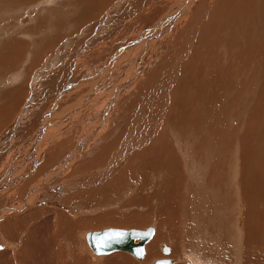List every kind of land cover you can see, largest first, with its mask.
<instances>
[{
  "label": "rangeland",
  "instance_id": "1",
  "mask_svg": "<svg viewBox=\"0 0 264 264\" xmlns=\"http://www.w3.org/2000/svg\"><path fill=\"white\" fill-rule=\"evenodd\" d=\"M177 2L0 0V179L9 171L10 163L16 168L30 161L32 157L27 159V152L35 145L36 159L43 156L38 171L45 162L57 168L59 161L68 160L80 144V157L72 159L70 169L63 174L58 170L43 189L57 186V205L77 203V213L82 211L79 216L76 213L77 221L83 216L86 220H107L98 219L88 228L83 222V228L68 230L69 224H61L59 215L51 219L47 216L48 208H61L49 206L41 198L11 213L5 211L0 214V257L4 256L0 264H22L24 259V264H60V259L64 264H95L87 232L110 226L144 229L151 224L156 230L148 246L156 238L162 220L172 222L175 234L184 227L192 228V238L185 234L191 256L183 258V252L178 254L183 250L174 251V240L167 239L161 244L170 249L169 253L159 245V254L146 264L164 257H171L173 264L208 259L220 246L214 243V250L212 243H205L204 236L213 240L205 224L213 221L217 213L211 212L210 218L209 212L207 217L198 216L199 222L194 219L202 215V210L195 213L190 202L195 194L209 196L215 208L233 205L232 216H228L238 235V251L251 258L250 264H255V255L264 257V0H195L194 6H184L179 15L169 11ZM155 25L159 32L153 33L152 40L150 34L143 36ZM140 37L141 43L144 40L140 45L142 55H151L143 57L142 69L147 71L138 76L137 89L128 92L131 75L126 76L120 63ZM148 62L151 66L146 68L144 64ZM92 73L107 81L87 87L84 93L89 95L85 97L80 83L91 78ZM75 104L79 110L73 108ZM62 105L66 110L59 111ZM42 124L64 129L55 127V137L49 139L51 144L43 149L44 153L37 143L44 141L45 136L37 139L42 134ZM172 128L180 129V138L185 140L182 145ZM193 163L199 167H193ZM35 175L23 180L26 187L37 183ZM60 183L64 184L58 189ZM166 189L175 191L176 211L167 201L169 195L163 194ZM25 193L17 199L25 200L30 192ZM184 212H188L187 216ZM111 217L123 219L109 222ZM213 222L209 225L213 226ZM219 228L214 229H219L221 240L226 239L223 227ZM79 233L83 235L76 237ZM252 233L257 237L253 238ZM55 234L58 237H53ZM248 246L251 248L247 251ZM47 247L52 248L49 251ZM116 252L127 253L129 264L146 255L145 252L143 258H137L119 250L96 258L107 259ZM217 255L212 262L231 264L232 256L223 259ZM243 257L242 264L247 260ZM232 260H238V256ZM119 261L113 263L121 264L123 260Z\"/></svg>",
  "mask_w": 264,
  "mask_h": 264
},
{
  "label": "bare ground",
  "instance_id": "2",
  "mask_svg": "<svg viewBox=\"0 0 264 264\" xmlns=\"http://www.w3.org/2000/svg\"><path fill=\"white\" fill-rule=\"evenodd\" d=\"M195 0H179V2H177V6H175V7H173V8H171V9H169V11L170 10H173L174 11V13H176L177 15H179V14H182L183 12H182V9H183V7L184 6H194V4H195V2H194ZM179 3L180 4H184L182 7H180L181 5H179ZM174 5V4H173ZM179 10V11H178ZM170 13V12H169ZM175 15V14H174ZM162 18V17H161ZM166 18V17H165ZM166 20H168V18L167 19H165V21ZM162 21H164V19H162ZM159 24H161V23H159ZM166 24V23H165ZM164 25V24H163ZM156 26V25H155ZM165 26V25H164ZM159 28V27H158ZM160 30V29H159ZM165 31V30H164ZM163 31V32H164ZM156 33V35L158 34V29H157V26L155 27V29H151L150 31H148V32H146L145 34H143V36H148L149 34V36L150 37H152L151 38V40L153 39V33ZM162 32V33H163ZM161 33V32H160ZM166 34H168L167 32H166ZM153 35V36H152ZM162 36V35H161ZM156 37H159V36H156ZM166 37V36H165ZM165 37H163V38H165ZM154 40H156V39H154ZM166 40V39H165ZM144 41V40H143ZM143 41H142V43H143ZM152 42V41H151ZM157 42V41H156ZM138 44L136 45V47L134 48V49H132L131 51H129V52H125L126 53V57H125V54L123 55V58H122V60H121V63L120 64H122L123 66L122 67H124V72H125V74H126V76H129V75H131L130 76V80H129V83H128V85L127 86H129L130 88H126V90L128 91V92H130V91H134L135 89H137V86H138V76H143V75H145V72L147 71V70H145L144 69V71H143V69H142V67H143V63H144V61H145V59L143 58V57H145V56H149V55H151V54H145V55H142V51H141V37L138 39V42H137ZM160 43V42H159ZM158 44V43H157ZM164 44V43H163ZM150 45V44H149ZM162 45V44H161ZM160 45V46H161ZM146 47V46H145ZM164 47V46H163ZM133 48V47H132ZM146 49V48H145ZM163 50V49H162ZM149 52V51H148ZM117 59H114V60H111L113 63L116 61ZM149 61V60H148ZM119 62V61H118ZM108 66H109V64H108ZM144 66H146V68H147V66H151V63H146V64H144ZM121 67V68H122ZM149 68V67H148ZM149 72V71H148ZM93 74V76L91 77V78H88V79H86L85 81H83L82 83H80L81 85H82V87H83V90H82V94L84 93V92H86L87 91V87H90V88H92V87H95V85L96 84H98V83H101V84H105L106 83V79L102 76V78H100V77H98V76H96L95 75V73H92ZM134 76L136 77V78H134ZM132 77V78H131ZM121 80H122V78H121ZM119 93V92H118ZM117 93V94H118ZM89 95V93L88 94H83V96H85V97H87ZM82 97V96H81ZM61 99V98H60ZM67 100V99H66ZM68 102V101H67ZM61 103L59 102L57 105H60ZM64 105V104H63ZM61 106L60 107V110H59V108H57V111L59 110V111H63L62 109L64 108L65 110H66V105L65 106ZM72 105H70V107H71ZM58 107V106H57ZM73 108H75L76 110H79L78 109V107L76 106V104L73 106ZM53 109V108H52ZM70 110V109H69ZM55 111H56V108H55ZM58 115V114H57ZM68 115V114H67ZM205 115V114H204ZM210 115V114H209ZM54 116H55V114H54ZM58 116H60V114L58 115ZM71 116H73L74 117V119H76L77 118V115H75L74 114V111H72L71 110ZM49 117V116H48ZM52 117V116H51ZM57 117V116H56ZM64 117V116H63ZM66 117V116H65ZM58 118H60V117H58ZM70 119H72V118H70ZM201 119V118H200ZM45 121H46V119H44ZM196 120V119H195ZM44 121V122H45ZM201 121V120H200ZM43 123V122H42ZM197 124V123H196ZM199 124V123H198ZM193 125H195V124H193ZM56 127V126H55ZM55 127H53V126H50L49 124H42V129H41V132H42V134L39 136V134H38V138L37 139H40V137L41 136H45L44 137V141L43 142H37L38 143V149L41 147V145H42V150L44 149V148H46V147H48V145H50L51 144V142H50V138H53V137H55V133H56V130H55ZM198 127V126H197ZM57 129H61V130H64L63 128H61V127H56ZM174 131L173 132H175V137L177 138V142L178 143H182L183 141H185V140H183V139H181L180 138V136H181V131H180V129H176V128H172ZM46 130V131H45ZM136 131V130H135ZM134 131V132H135ZM61 132V131H60ZM62 135V134H61ZM60 135V136H61ZM63 136V135H62ZM98 136V135H97ZM58 137V136H57ZM34 138V137H33ZM95 138H96V136H95ZM94 138V139H95ZM56 140V139H55ZM95 140H97V139H95ZM94 140V141H95ZM100 140V139H99ZM183 140V141H182ZM39 141V140H38ZM54 141V140H53ZM52 141V142H53ZM92 141V140H91ZM94 141H92V143L94 142ZM182 141V142H181ZM32 142H34V141H32ZM36 142V141H35ZM81 143H85V142H81ZM96 143V142H95ZM97 143H99L98 141H97ZM187 143V142H186ZM73 144V143H72ZM90 144V143H89ZM188 144V143H187ZM34 145H35V143H34ZM182 145V144H181ZM188 145H190V143L188 144ZM82 145H77L76 147H75V150L76 151H74V152H72V154L70 155V157L68 158V160L66 159V160H64L63 159V161L61 160V161H59V163L57 164L58 166H57V168L55 167V166H47V164L48 163H50V162H45L44 164H40V165H43L42 167H41V169L40 170H36L37 169V167L39 166V163H41L42 162V158H43V156L41 157V158H39L38 160L36 159V158H38V156H36V153H37V146L35 145V146H33L32 148H31V150L29 151V152H27V153H29L28 155H27V159L28 158H30V156L32 157L31 159H30V161H25L26 163H24L23 164V166H21V167H13V165H12V163H10L7 167V169L9 170V171H7V173L6 174H4V176L0 179V214L1 213H3V212H5V211H7L8 213H11V211H12V209H17V207L19 208V207H21V206H24V205H27V204H32V203H37V201H39V199L41 198V200H43V202L45 201L46 203H47V205H49V206H56L57 204H55V202L56 201H60V199L58 198V196H56V193L57 192H55V190H56V185L55 186H53V187H51L50 188V190L49 189H46L47 191H45L43 188H44V184H45V182L47 183L49 180H52V179H54L55 177H56V175H57V173H58V170H59V172H60V174L62 173L63 174V172H65V171H67V170H69L70 169V167H71V165H70V163L69 162H71V160L72 159H78L79 157H80V155L81 154H79V152L80 151H83L82 149V147H81ZM86 147H89L88 145H86ZM181 148V147H180ZM24 149V148H23ZM22 149V150H23ZM21 150V149H20ZM26 150V149H25ZM18 151V150H17ZM89 152H90V150H88ZM87 151V152H88ZM26 152V151H25ZM43 153H44V150L42 151ZM86 152V153H87ZM92 152V151H91ZM17 153V152H16ZM20 154V153H19ZM91 154V153H90ZM21 155V154H20ZM73 155V156H72ZM22 156V155H21ZM11 158V157H10ZM13 158V157H12ZM11 158V159H12ZM63 158V157H62ZM67 158V157H66ZM10 160V159H9ZM16 160H18V159H16ZM22 161V160H21ZM5 162V161H4ZM11 162V161H10ZM19 162H20V160H19ZM15 163V162H14ZM72 164V163H71ZM4 165V164H3ZM15 165V164H14ZM22 165V164H21ZM75 165V164H74ZM196 165V163H193V167ZM197 166V165H196ZM40 167V166H39ZM49 167V168H48ZM190 167V166H189ZM193 167H192V170H194L193 169ZM197 167H199V166H197ZM201 168V167H200ZM196 169H198V168H195V171H196ZM45 170H47V173L46 172H43V171H45ZM62 170H64V171H62ZM73 170V169H72ZM75 170V169H74ZM203 170V169H202ZM36 171H37V173H36ZM62 171V172H61ZM34 172L36 173V175L34 174ZM71 172V171H70ZM80 172V171H79ZM190 172H192V171H190ZM30 174H32V175H35V177L34 178H37L38 179V181H37V183L36 182H34L33 184L34 185H31L30 184V186H28V187H26L25 185H26V183L27 182H23V180L24 179H26V178H28V176L30 175ZM78 174V173H77ZM192 174V173H191ZM199 174V173H198ZM204 175V174H203ZM199 176H200V174H199ZM76 177V176H75ZM85 177V176H84ZM193 178V177H192ZM191 178V179H192ZM195 178V177H194ZM199 178V177H198ZM78 179V178H77ZM196 179H197V177H196ZM228 179H229V177H228ZM34 180V179H33ZM194 180V179H193ZM204 180V179H203ZM71 181V180H70ZM196 181V180H195ZM198 181V180H197ZM71 182H73V181H71ZM70 182V183H71ZM75 182V181H74ZM225 182V181H224ZM68 183V182H67ZM192 183V182H191ZM222 183V182H221ZM63 184L64 183H60V185L58 184V189H59V186L60 187H62L63 186ZM96 185V184H95ZM192 185H193V183H192ZM202 185H203V183H202ZM50 186V185H49ZM194 186H196V185H194ZM205 186V185H204ZM224 186H226V185H224ZM79 187V186H78ZM172 187V186H171ZM174 187V186H173ZM206 187V186H205ZM204 187V188H205ZM69 188V187H68ZM175 188V187H174ZM207 188V187H206ZM213 188H214V186H213ZM216 188V187H215ZM220 188V187H219ZM72 189H74V188H72ZM177 189V188H176ZM218 189V188H217ZM26 190L27 191H29L30 193L29 194H27V198L25 199V200H22V201H19L18 199H17V197L18 196H20V195H25L26 193ZM67 190V189H66ZM204 190H206V189H204ZM222 190V189H221ZM221 190H218V191H221ZM71 191V190H70ZM70 191H68V192H70ZM166 191L167 192H164L163 194H164V196L165 195H169L168 197V199H167V201L169 202V205L170 206H172L171 208H173L174 210H175V205H176V203H177V200H175V198H176V195H175V191L174 190H167L166 189ZM196 191H197V188H196ZM210 191V190H209ZM67 192V191H66ZM65 192V193H66ZM154 192V191H153ZM198 192V191H197ZM196 192V193H197ZM71 193V192H70ZM158 193V192H157ZM208 193V192H207ZM210 193V192H209ZM156 194V193H155ZM176 194H178V193H176ZM180 194V193H179ZM157 195V194H156ZM212 195V194H211ZM167 196H165V197H167ZM220 196H222V194L220 195ZM231 196V195H230ZM44 197V198H43ZM77 197H79V196H77ZM82 197V196H81ZM89 197V196H88ZM154 198V197H153ZM210 198H211V196H210ZM76 199V198H75ZM189 199L190 198H187L186 200H188L189 201ZM79 200H80V198H79ZM85 200V199H84ZM216 200V199H215ZM73 201V200H72ZM81 201H82V199H81ZM218 201V200H217ZM221 201V200H220ZM219 201V202H220ZM85 202H86V200H85ZM88 202V201H87ZM190 202H192L193 203V205L195 206V213L198 211L199 213L201 212V210H202V215H196V216H194V219L196 218V220L199 222V221H201L200 219L198 220L197 218H198V216H199V218H202V216H205V217H207L205 214L207 213V215H208V212H209V215H208V217L210 218V216H211V212H216L217 214H214L213 215V218H215V219H213V221L216 223H214L213 221H211L210 222V220H209V224H212V222L214 223V225L212 226V225H209V224H205V227L207 228V230H209V231H211L212 233H213V237H212V239L213 240H208L207 239V237L206 236H204V239H205V243L207 244L208 242H210V243H212V248L214 249V250H216L215 248H214V246H213V244L214 243H217V245H219L221 248H226V250H223L222 251V249H220V247L217 249V251L218 252H214V253H216V254H218L217 255V257L218 256H220V258L221 257H223V259L224 258H231V256L233 257V258H231V264H242V261H243V259L241 260L240 258H242L243 256H242V253L240 252V250L238 251V248H239V245H238V240L236 239L237 237L236 236H238L237 235V232H236V229L234 230V228H233V224L232 223H230L231 222V220L232 219H230V217L228 216V215H231V207L233 206H231V205H224V204H221V205H219V203H217V205H219V206H217L216 205V203H215V205L217 206V208H215V206H214V204L213 203H211V201H210V199H209V196L208 197H205L204 196V194H201L200 196H198L197 194H195V195H193L192 197H191V201ZM233 202V201H232ZM91 203V202H90ZM224 203V202H223ZM227 203V202H226ZM225 203V204H226ZM41 204V203H40ZM64 204H67V203H63V205L62 204H60V202H59V204L57 205L58 207H60L61 209L60 210H56V209H53V208H48L47 209V211H48V214L49 215H47L48 216V218H53L54 217V215H59L60 216V218H62L63 219V221H62V223L61 224H65V225H67L68 226V224H69V226L66 228V229H68V230H70V229H72V228H74V229H78L79 227H81L80 226V224L81 223H85L86 225H87V228H88V224L89 223H91V222H93V225H96V223H97V220L98 219H100V218H98V219H85V218H83L84 216H83V214H82V218L81 219H79V221H77L76 219H77V216H76V213H77V208H78V206H77V203H69V204H67V205H64ZM191 204V203H190ZM224 205V206H223ZM99 206V205H98ZM226 206V207H225ZM230 208H229V207ZM29 207H31V206H29ZM32 207H34V206H32ZM36 207V206H35ZM34 207V208H35ZM83 207V206H82ZM86 207H88V206H86ZM209 207V208H208ZM26 208V207H25ZM208 208V209H207ZM214 210H213V209ZM23 209V208H22ZM82 209H84V208H82ZM207 209V210H206ZM229 209H230V213H229ZM88 210H90V209H88ZM212 210V211H211ZM86 211V210H85ZM176 211V210H175ZM23 212V211H22ZM82 212V211H81ZM81 212H78L77 214H78V216L80 215V213ZM84 212V211H83ZM87 212V211H86ZM89 212H91V211H89ZM19 213V212H18ZM21 213V212H20ZM24 213V212H23ZM85 213V212H84ZM185 213V216H187V214H188V212H184ZM17 214V213H16ZM223 214V215H222ZM9 215H11V214H9ZM226 216V218L227 219H225V216ZM8 216V215H7ZM127 216V215H126ZM184 216V215H183ZM224 218H223V217ZM232 216V215H231ZM1 217V216H0ZM74 217H76V219H74ZM89 217H91V216H89ZM204 217V218H205ZM221 217L223 218V220L221 219ZM31 218V217H30ZM30 218H29V221H31L30 220ZM54 218H57L56 216L54 217ZM139 218V217H138ZM203 218V219H204ZM234 218V217H233ZM123 218H120V219H116V218H114V217H111V218H109L108 219V221L109 222H113V221H115V220H122ZM159 219H161V218H159ZM194 219L192 220V221H194ZM47 220H49V219H47ZM55 221V223H57V219H54ZM101 221H107V220H102V219H100ZM128 220V219H127ZM130 220H133V219H130ZM157 220V219H156ZM99 221V220H98ZM158 221V220H157ZM160 221V220H159ZM203 221V220H202ZM207 221H208V218H207ZM35 222V221H34ZM43 222V221H42ZM108 222V223H109ZM144 221H142L141 223H143ZM188 222H190V221H188ZM222 222H225V223H223L222 224ZM1 223V222H0ZM3 223V222H2ZM16 223V222H15ZM48 222L46 221V224H47ZM100 223V222H99ZM171 223L172 222H166V221H164V220H162V222L160 221V223H159V225H158V227H159V231L157 232V235H155L156 236V238H154L153 240H152V242H150L149 244H148V246H146V244L152 239V237H153V235L155 234V230H156V228L154 227V232H153V235L147 240V241H145V251H144V254H145V252H146V255H145V257H144V254L142 255V256H137V255H135V254H133L130 250H128V249H123V248H121V249H119V250H124V251H128V252H130V253H132L134 256H136L137 258H143L144 257V259L143 260H133V261H131V264H146L145 263V261H148V260H151V259H153L155 256H157L158 254H159V245H161L162 247L164 246V245H162L161 243H162V240H170V239H173L172 241H173V244H174V251L176 250V249H178V248H180L181 250H183V251H181V252H178V254L179 253H182L183 254V258H187V255H189V257L191 256L189 253H188V251H189V249H186L187 248V244H186V237H185V234L186 235H188V236H190L191 238H192V236H193V230H192V228H189V226L188 227H184L183 228V231L180 233V230H182V229H180V230H178L177 231V233L175 234L174 232H173V230H174V228H173V230L171 229V227L173 226V224L171 225ZM190 223H192V222H190ZM222 225H221V224ZM185 224V223H184ZM10 225H12V224H10ZM13 225H15V224H13ZM33 225V224H32ZM38 225V224H37ZM41 225H43V224H41ZM190 225V224H189ZM4 226H6V225H4ZM16 226V225H15ZM50 226V228H51V225H49ZM191 226V225H190ZM219 226H222L223 228L222 229H224V231H225V233L224 234H226L225 236H226V239H223V240H221V235L219 236V234H220V231H221V227L219 228ZM8 227V226H7ZM64 227V226H63ZM95 227V226H94ZM4 228V227H3ZM2 228V229H3ZM14 228V227H13ZM81 228H83V227H81ZM118 228H120V227H118ZM217 229V228H219L220 229V231H218V230H215V229ZM14 229H16V228H14ZM64 229V228H63ZM86 229V228H85ZM251 229L253 230V228L251 227ZM1 230V229H0ZM6 230V229H5ZM45 230V229H44ZM51 230V229H50ZM82 230V229H81ZM238 230V229H237ZM46 231H48L47 229H46ZM52 231V230H51ZM223 231V230H222ZM223 231V232H224ZM257 231V234L258 235H260V232H259V230H256ZM69 232V231H68ZM74 232V231H73ZM85 232V231H84ZM222 232V233H223ZM253 232V231H252ZM8 233V232H7ZM11 233H12V231H11ZM32 233H33V231H32ZM38 233V232H37ZM46 233H49V232H46ZM218 233V235H216ZM221 233V234H222ZM238 233H239V231H238ZM2 234H3V232H2ZM50 234V233H49ZM82 235H83V233H81ZM80 233L76 236V237H80V235H81ZM87 234H88V232H87ZM87 234H86V237H87ZM241 234V232L239 233V235ZM254 234H255V232H254ZM264 234V233H263ZM11 235V234H10ZM9 235V237H12V236H10ZM24 235V234H23ZM30 235H31V232H30ZM42 235V237H43V234H41ZM71 235H72V233H71ZM76 235V234H75ZM74 235V236H75ZM252 235H253V233H252ZM22 236V235H21ZM27 236V235H26ZM45 236H48V235H45ZM50 236V235H49ZM73 236V237H74ZM85 236V235H84ZM224 236V235H223ZM222 236V237H223ZM242 236V235H241ZM2 237H3V235H2ZM35 237H37V236H35ZM52 237V236H51ZM53 237H58V235L57 234H55V235H53ZM59 237H60V235H59ZM183 237V238H182ZM253 238H255V237H257V236H252ZM261 237V236H260ZM4 238V237H3ZM16 238V237H15ZM28 238V237H27ZM26 238V239H27ZM71 238H72V236H71ZM196 238V240H198L199 238H197V237H195ZM34 239V238H33ZM42 239V238H41ZM40 239V240H41ZM48 239V238H47ZM60 239V238H59ZM239 239V238H238ZM6 240V239H5ZM42 240H44V242H45V238L44 239H42ZM42 240H41V243H42ZM57 240V239H56ZM55 240V241H56ZM65 240V239H64ZM70 240V239H69ZM68 240V241H69ZM72 240V239H71ZM87 240H88V237H87ZM138 239H136V241H137ZM237 240V241H236ZM240 240V239H239ZM260 240V239H259ZM13 241H17V240H13ZM26 241V240H25ZM59 241V240H58ZM67 241V244L69 243L70 244V242H68ZM208 241V242H207ZM263 241H264V239H263ZM31 242V241H30ZM43 242V243H44ZM72 242V241H71ZM76 242V241H75ZM79 242V241H78ZM88 242H89V240H88ZM170 242H171V240H170ZM169 242V243H170ZM38 243L40 244V242L38 241ZM47 243V242H46ZM62 243V242H61ZM74 243V242H73ZM164 243V242H163ZM219 243V244H218ZM264 243V242H263ZM27 244H29V243H27ZM26 244V245H27ZM59 244H60V242H59ZM63 244H65V242H63ZM76 244V243H75ZM74 244V246H76ZM81 244V243H80ZM87 244V243H86ZM262 244V243H261ZM34 245V244H33ZM87 245H90L91 246V244H90V242H89V244H87ZM264 245V244H263ZM37 246V245H36ZM40 246H43V245H41L40 244ZM57 246V245H56ZM72 246H73V244H72ZM80 246V245H79ZM178 246V247H177ZM182 246H183V248H182ZM34 247V246H33ZM92 247V246H91ZM146 247H147V250H146ZM189 247V246H188ZM22 248H23V246H22ZM40 248H42V247H40ZM48 248V247H47ZM49 248H52V247H49ZM48 248V249H49ZM71 248H74V247H71ZM80 248V247H79ZM250 248H251V246H248L247 247V251L248 250H250ZM253 248V247H252ZM13 249V248H12ZM18 249V248H17ZM30 249H31V245H30ZM30 249H29V251H30ZM33 249H36L35 247L33 248ZM65 249V248H64ZM203 249H205V247H203ZM258 249V248H257ZM9 250V249H8ZM8 250H6L7 252H8ZM14 250V249H13ZM52 250L53 249H51V252H52ZM70 250H72V249H70ZM74 251H75V248L73 249ZM91 250H93L94 251V253H93V255H94V257H95V264H111V263H113V262H115L116 263V260H123V261H121L122 263L121 264H123L125 261H127L129 258H130V256L126 253H123V252H116V254H114L112 257L114 258V259H116L115 261H113L114 259L112 258V257H110V256H108L109 258H107V259H104L105 257V255H103V254H108V253H111V252H114V251H111V252H107V253H105V252H96L95 250H94V248L92 247V249ZM119 250H115V251H119ZM259 250V249H258ZM263 250V249H262ZM20 251V250H19ZM19 251H18V253H19ZM22 251H23V249H22ZM22 251H20V252H22ZM39 251V250H38ZM49 251H50V249H49ZM84 251V250H83ZM163 251L165 252V253H169V251H170V249L168 248V247H166V246H164V249H163ZM208 251V250H207ZM3 252V251H2ZM6 252V253H7ZM11 253H12V250L10 251ZM24 252V251H23ZM25 252H26V248H25ZM24 252V253H25ZM28 252V251H27ZM45 252V250H43V253ZM56 252V251H55ZM71 252V251H70ZM81 252V251H80ZM86 252V251H85ZM91 252V251H90ZM14 253H16V252H14ZM14 253H12V254H14ZM38 253V252H37ZM41 252H39L38 254H40ZM45 253H47V252H45ZM44 253V254H45ZM53 253V252H52ZM52 253H50V255L52 254ZM72 253V252H71ZM75 253V252H74ZM73 253V254H74ZM220 253V254H219ZM223 253H226V254H223ZM20 254H23V253H20ZM28 254V253H27ZM33 254H35V253H33ZM80 254V253H79ZM216 254H212V256L210 257V256H208L207 258L208 259H205V258H203L202 257V259L201 260H196V259H193V261H194V264H223V263H221V261H216V262H212V260H211V258L212 257H214ZM5 255V254H4ZM36 255V254H35ZM42 255V254H41ZM47 255H49V254H46V256ZM49 255V256H50ZM56 255V254H55ZM64 255V254H63ZM82 255H83V252H82ZM97 255H100V256H103L102 258L100 257V258H96L97 257ZM176 255V254H175ZM203 255H205L204 253H203ZM3 256V255H2ZM2 256L0 257L1 259H2V261H3V258H2ZM8 256V255H7ZM49 256H48V260L47 261H49ZM68 256V255H67ZM66 256V257H67ZM76 256V255H75ZM77 256L79 257L80 255H78L77 254ZM237 256H238V260H232V259H236L237 258ZM240 256H242V257H240ZM4 257V256H3ZM6 257V256H5ZM39 257V256H38ZM57 257V256H56ZM61 257V256H60ZM83 257H84V255H83ZM99 257V256H98ZM127 257H129L128 259H126ZM179 257V256H178ZM180 257H182L181 255H180ZM209 257H210V259H209ZM252 257V256H251ZM255 259H256V261H255V264H259L261 261H264V257L261 259V257L259 256V258H258V256H256L255 255ZM8 259H9V257H7ZM18 258H19V256H18ZM50 258H51V256H50ZM73 258H74V256H73ZM216 257H214V259H215ZM220 258H218V259H220ZM244 259H247L246 261H244L245 262V264H250L251 262L249 261V260H251V258H249V256H244L243 257ZM27 259V258H26ZM41 259H43V258H41ZM40 259V260H41ZM60 259V258H59ZM132 259H133V257H132ZM12 260H14V259H12ZM15 260H16V258H15ZM18 260V259H17ZM25 260V259H24ZM24 260H22V264H24L25 262H24ZM51 260V259H50ZM55 260V259H54ZM77 260V259H76ZM81 260H82V257H81ZM84 261H86L85 260V258L83 259ZM89 260V259H88ZM87 260V261H88ZM27 261V260H26ZM32 261V260H31ZM42 261H44V260H42ZM46 261V260H45ZM57 261H60L62 264H64L65 263V261H63L62 259H60V260H57ZM119 261V262H120ZM215 261V260H214ZM4 262V261H3ZM13 261H11V263H12ZM24 262V263H23ZM37 262V261H36ZM36 262H34V263H36ZM51 262V261H50ZM55 262V261H54ZM66 262H67V260H66ZM77 263H78V261H76ZM82 262V261H81ZM80 262V263H81ZM129 262H130V260H128V262H126V263H128L129 264ZM223 262V261H222ZM244 262H243V264H244ZM250 262V263H249ZM1 263V262H0ZM53 263V262H52ZM60 263V264H61ZM83 263V262H82ZM85 263H87V262H85ZM91 263V262H90ZM115 263H113V264H115ZM174 263V261L171 263V264H173ZM176 263V262H175ZM182 263V262H181ZM4 264V263H3ZM6 264V263H5ZM8 264V263H7ZM20 264H21V262H20ZM27 264V263H26ZM58 264V263H57ZM94 264V263H93ZM180 264V263H179ZM227 264H228V262H227Z\"/></svg>",
  "mask_w": 264,
  "mask_h": 264
},
{
  "label": "water",
  "instance_id": "3",
  "mask_svg": "<svg viewBox=\"0 0 264 264\" xmlns=\"http://www.w3.org/2000/svg\"><path fill=\"white\" fill-rule=\"evenodd\" d=\"M154 232V226L148 225L146 228H118L114 226L105 227L99 230H91L87 237L96 252H110L115 249H128L138 256H142L145 251V241ZM136 239H138L136 241ZM172 258H157L151 264H171Z\"/></svg>",
  "mask_w": 264,
  "mask_h": 264
}]
</instances>
